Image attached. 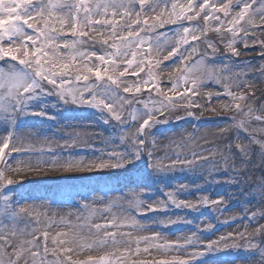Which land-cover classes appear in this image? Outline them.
<instances>
[{"label":"rangeland","instance_id":"374dc122","mask_svg":"<svg viewBox=\"0 0 264 264\" xmlns=\"http://www.w3.org/2000/svg\"><path fill=\"white\" fill-rule=\"evenodd\" d=\"M92 2L95 0H89L90 4H93ZM209 2L219 7L228 0H209ZM247 2L252 5L253 10L258 8L259 0L256 3H253V0H247ZM193 3L195 7L187 13L193 16L191 21L186 18L176 19L172 14L173 4L177 5L176 12L179 13L180 5L187 7L188 0H146L143 9L140 8L138 0H135L130 9V16L121 15L124 9H120L114 17L111 15L92 17L94 21L115 20L117 36H126L129 30L134 33L139 32L146 40L141 47L146 49L149 44L152 46L150 59L153 63L151 67L154 76L159 81L161 91L159 94L154 91L150 94L146 89L140 94L123 93L124 87L129 85L134 87L137 83V78L132 75V72L137 69L135 67L129 69L126 76L120 78V95L133 102L131 106L125 105V112L131 111L132 108L143 110L141 101H147L151 106L153 100L162 99L164 96L177 97L172 101L175 107L170 108L164 115L157 116L161 120L166 119L167 122H162L164 125H155L146 134L144 149L147 166L144 168L135 170L133 160L123 167L99 170L94 167L69 170L60 166L53 167L51 163L41 164L39 170H36L38 162H51L54 157L59 160L60 164L70 159L83 160L85 163L109 162L108 154L113 150L117 152L134 150L133 135H130L132 131L135 133L139 126V122L130 123L125 125L122 131L121 126L115 120L105 123L108 116L99 109L90 105L62 102L51 85L46 84V87L53 94L33 101L31 106L50 113L55 117L54 119L25 114L18 118L15 126L0 123V138L7 129H13L17 135L23 133L27 135L31 130L33 135H42V139L38 137L33 142L27 139L25 142H20L19 137L15 140L14 146L21 149V153L13 152L7 158L8 169L4 171V175L12 179L14 183L7 185L0 193L11 198L16 215L15 218H5L0 215V236L4 237L0 239V251L4 254L6 261L16 260L14 250L22 248L24 251L17 264H34L32 252L40 253L35 257V264H59L60 261H65V254L59 252V248L64 247L73 249L71 253H68L73 261H80L81 256L87 254L103 252L113 260V264H131L133 260L138 261L139 259H145L147 264H153L151 261L153 258H157L158 261H172L173 257L191 259V264H261V260L264 259L261 256L264 241L260 238L263 234L256 233V229L263 225L264 215L260 213L264 212H255L254 208L255 202L264 203V189L259 190L253 180L249 184L228 181L224 177V172L219 173L217 159L227 157V162L233 160L237 168L244 169L242 175H246V178L255 179L254 176L247 174H258L264 181V147L255 142L264 141V131H261L264 129V122L254 118L249 119L243 113H237L231 109L226 110L223 107L231 102L230 98L223 94V85L226 83L231 91L237 94L254 93V95H249L248 100L239 101V103L242 104L245 112L250 106L254 110V115L264 116V74L261 72L264 67V44L261 43L264 41V19L260 14L251 16L249 20L255 27L250 24L246 26L242 23L243 20L240 21L237 27L247 30L248 47H245L241 39L244 32L238 31L235 47L240 54L233 56L227 47L229 39L233 38V34L228 29L233 16L241 11V5L236 0H232L229 15L225 17L223 12H217L219 20H214L209 15L210 9H205L196 18L195 13L200 11L199 4L203 3V0H193ZM137 13L140 14L141 21L148 20V25H142L141 28L136 27L134 22L137 19ZM58 15V19L50 21L52 24L50 31L55 33L51 45L59 46V48L54 51L50 46L44 50L50 56H64L69 52L63 47L64 43L77 40L76 49L84 53V58L73 61L70 78L72 87L84 88L83 80L75 81L76 69L83 71L85 63L89 66L99 64L96 57L91 56L93 52L97 55L104 54L106 59L108 54L115 52V49L110 47L112 28L100 25L90 28L84 25V14L81 11L77 21V37L68 40L67 33L73 32L72 16L69 15L67 9ZM205 15H209L207 23L213 29L214 34L220 33L224 39L222 40L223 52L221 54L215 52L214 56L211 55L212 50L209 52L212 63L207 64L206 62V66L209 67L207 72L199 73L201 67L193 69L190 75L199 77L203 83L197 89V95L191 96V99L188 97L180 99L178 97L185 87L183 81L174 92H170L169 89L172 88V83L178 75L177 70L183 67L181 58L176 56L170 60H164V56L176 44L181 45L179 53H182L184 57H189L193 47L201 49L200 46L209 35L208 31L205 32L207 36L203 33L202 25H204ZM156 16H159L161 20L171 22L160 24L154 21L153 18ZM61 19L63 25H61ZM31 22L37 23L35 20ZM153 23L155 27H151ZM127 25H132V28L129 29ZM24 27L27 34L35 36L32 29ZM184 27L193 30L196 35L200 36V40L192 41L191 35H188L189 44H184ZM217 27L220 28L219 32L215 30ZM172 32L174 35L165 47L156 46L159 44L157 43V39H160L158 36ZM82 33H87V35H82ZM106 39L109 40L108 45L103 43ZM95 41L99 42L98 48H94ZM8 43V39L5 38V46ZM16 43L19 44L20 40L17 39ZM28 46L32 48L30 42ZM135 50L133 46L131 51ZM131 51L127 56L113 57L116 59L117 67L112 70L111 66H108L110 75L118 77L119 73L124 71L125 61L132 58ZM19 55H22V52ZM192 55L184 61L185 64L199 59L198 52ZM216 55H221V59L216 58ZM89 56H91L90 60L87 59ZM141 58L143 54L137 51V59ZM157 60L161 61L159 67L155 63ZM0 66L6 67V62L0 61ZM101 67L105 66L101 65ZM225 67L228 71H222ZM209 72L222 77H230V79H223L217 83L208 78ZM139 75L141 80L149 78L147 66L145 71L140 72ZM236 80L242 82L240 88L234 86ZM94 81L95 77L90 75L88 83ZM243 84H249L251 87H243ZM209 93L213 94L211 100L208 99ZM216 93H221V95L217 97ZM88 95L86 91L85 96ZM218 114L222 116L217 119L206 118ZM232 117H235V120ZM241 119H248L245 125L247 130L236 127V123ZM205 126H208L207 129L211 131H205L207 129L202 131L201 128ZM213 131L215 132L212 133ZM122 135L125 136L123 142L120 140ZM42 149L43 153H41ZM48 149L53 151L49 152ZM149 152L153 153L154 161L159 160L164 165L176 159L177 153L180 154L181 159L185 157L193 159L191 154L199 153L209 157V161L203 163L202 167L194 166L191 170L188 166L177 165L175 169L167 172H155L149 166L147 156ZM110 163H117V161L112 160ZM245 163L253 166L251 170L247 171ZM16 169L20 170L16 171ZM89 169L91 171L88 172ZM90 174H92L91 177ZM257 179L259 177L255 180ZM181 186H186L183 191H179ZM250 189L251 191L248 192ZM168 192L177 193L178 202L189 201L198 204L202 197L207 196L210 200L222 197L224 204L215 207L199 205L189 210L186 207H177L172 204L167 198ZM246 192L252 196H246ZM110 194H114V198H110ZM165 204H167L166 210ZM36 205H41V208ZM150 205H154L159 210H150ZM259 206L264 209L263 205L259 204ZM252 213H257V216L254 220H249ZM221 218H227L228 222H223ZM134 222L144 227H131L130 225ZM97 224L108 225V227L97 230L95 228ZM105 231L117 233L118 243L109 242L104 247L94 246L92 249L82 247V245L103 238ZM45 233H47L46 240ZM58 233L61 235L58 236ZM154 233H159V239L152 240L149 244L143 241L139 244L141 250L149 247V252L141 251L139 255L128 254L135 252L138 238L150 237ZM229 233L233 238L217 243L216 249L206 248L210 242L220 241L221 237H227ZM238 233H245V238H240ZM193 234L199 238V243L197 242L198 244L194 247L190 245L183 249L168 248L165 250L150 246L166 243L185 244ZM59 240L67 242L60 245ZM225 244L228 245L227 249H225ZM249 245L259 247H249ZM45 247H47L46 253L44 252ZM54 248L57 249L56 252H53ZM193 252L202 254L192 257L190 254ZM122 253L124 254L121 255Z\"/></svg>","mask_w":264,"mask_h":264},{"label":"snow or ice","instance_id":"6c2138e0","mask_svg":"<svg viewBox=\"0 0 264 264\" xmlns=\"http://www.w3.org/2000/svg\"><path fill=\"white\" fill-rule=\"evenodd\" d=\"M135 0H95L93 4L89 3V0H0V61L6 62L5 66H0V123L12 124L15 126L16 121L21 115H39L44 116L49 119H54L50 113L41 110L32 108V102L40 99L41 97L52 95L53 93L48 90L47 85H51L55 90V94L59 99L64 103H74L79 105H90L96 109L101 110L102 113H106L108 119L105 120V123H108L109 120H115L121 126V130H124V126L130 123L139 122V126L136 129V132L133 134L132 144L134 150H126L124 152H117L113 150L108 154L109 162H92L85 163L81 161L68 160L64 164H60L59 160L55 157L51 162L49 161H40L36 165V170H39L41 164L51 163L53 167L60 166L66 169L72 168H96V169H105V168H118L123 167L126 164L141 158L143 154L142 149L145 146V134L148 130L152 129L154 125L161 122H167V120L158 119L157 116L164 115L170 108L175 107L172 103L177 97L171 95L164 96L162 99L153 100L151 106L147 101H141L143 103V110L139 108H132L131 111L125 112V105L131 106L132 101L127 100L125 97L120 95V78L125 77L129 69L135 67L137 71H133L132 75L137 78V83L133 87L132 85L126 86L123 88V93L130 94H140L145 89L151 94L153 91L157 94L160 93L159 81L153 74L152 63L150 59L152 53V46L149 44L148 48H142L141 45L146 43V40L140 35L139 32L128 31L126 36H117L116 33V21L110 19H100L93 20V16L107 17L109 15L116 16L118 10L124 9L122 13L123 16H130V9ZM236 2L242 5L241 11L233 16L232 21L230 22V27L228 31L233 34V39L229 40L227 47L230 50L233 56H239V50L235 47L236 44V35L238 31H243L244 35L241 39L247 45L248 34L246 29L238 28L240 21L245 20L246 16H255L257 14L261 15V18L264 19V0H259V8L253 10L252 5L247 2V0H236ZM257 0H253V3H256ZM139 6L141 9L144 8L146 0H138ZM195 7L193 0H188L187 7L180 5L179 13L176 12L177 5H172V14L175 15L176 19L186 18L191 21L193 16L187 15ZM200 11L196 12L195 15L199 16L201 12L205 9H210L209 15L214 20H219V17L216 15L217 12H223L225 17L229 15V12L232 8V0H228L227 3H223L216 6L215 3H210L209 0H203V3L199 4ZM68 10L69 15L72 16L73 24L72 31L75 34L78 31L77 21L79 13L83 12V24L88 27H93L94 25L100 26H111L112 32L110 39L112 41L110 47L115 49L114 53L108 54V58L104 54L97 55L95 52L91 53V56H95L96 59L100 62L99 64H92L89 66L88 63L83 64V71L79 68L75 72V81L79 82L83 80L85 82L84 88H74L72 87V68L73 61L78 58H84V53L76 49L78 43L77 40L71 42H65L63 47L68 49L69 52L64 56H50L47 51L44 49L46 47H53L54 51L58 50L59 46L51 45L52 40L55 37V33L50 31L52 24L50 23L53 19L59 18V13L64 10ZM75 10L74 12L72 10ZM111 9V12H109ZM34 14V15H33ZM209 15L204 16V20L207 22L209 20ZM154 21H158L160 24L171 21L161 20L159 16L153 18ZM37 21L36 24L31 21ZM42 21L43 23H39ZM61 25H63V20L61 19ZM246 23H249L250 26L255 27L251 24L250 20H246ZM137 28H141L142 25H148V20H140V14L137 13V19L134 22ZM32 29L35 33V36L29 35L25 32V27ZM155 23L151 27H155ZM129 29L132 28V25H127ZM217 32L220 31V28L215 29ZM207 31V28L203 30ZM184 37L183 43L189 44L188 35H191V40L198 42L200 36L196 35L193 30H190L188 27L183 28ZM82 35H87V33H82ZM8 39L9 43L5 46L4 40ZM43 38V39H42ZM19 39L20 43L17 44L16 40ZM29 42L32 45L30 49L28 44ZM39 42V45L37 46ZM105 45L109 44V40L106 39L103 41ZM264 44V41L261 42ZM135 46L136 50L131 51ZM179 45L173 48L172 51L168 52L164 56V60H170L173 57L179 56L181 58V64L183 67L178 69V75L175 81L172 83V88L169 89L170 92H174L179 86L180 82L183 81L185 87L183 92L179 95L178 98L183 99L188 97L191 99V96L197 95V89L202 85L203 81L199 77H193L190 73L194 68H198L202 65L209 54H201L200 58L197 61L190 62L185 64L184 61L188 60L192 53L198 51L197 48L193 47L189 53V57H184L182 53L178 52ZM207 48L212 50L211 55L214 56L216 52V46L214 42L209 41L207 43ZM131 51L132 58L125 61L126 67L124 71L119 73V76H113L109 74V67L111 66L112 70L117 67L116 59L113 57L116 56H127L128 52ZM137 51L143 54V58L137 59ZM22 52V55L19 53ZM91 56L87 57L88 60L91 59ZM55 60V62H54ZM62 60H67L68 62H60ZM156 66L159 67L161 61L157 60ZM104 65L105 67H101ZM147 66V75L148 79H140V72L145 71ZM222 71H228L225 67ZM262 74H264V67L261 69ZM94 76L95 81L93 83L89 82V76ZM208 78L215 80L217 83H220L223 79H230V77H222L217 75L214 72L208 73ZM234 86L240 88L242 82L239 80L234 81ZM224 95L230 98V103L225 104L223 107L231 109L237 113H243V115L249 119H256L258 121L264 122V116L254 115V110L249 106L247 111H244V108L239 101H246L249 99V95L240 93L237 94L231 91V88L228 84H224ZM243 87H251L249 84H243ZM88 92L89 95L86 97L85 92ZM191 94V95H189ZM217 97L221 93L215 94ZM213 94H208V99H212ZM151 99V95H150ZM191 106V105H189ZM198 106V105H197ZM215 111V109H212ZM130 118V119H129ZM235 120V117H232ZM248 123V119H241L236 123L237 128H245V125ZM245 130H247L245 128ZM264 131V129H261ZM15 139L14 133L9 132L7 136L0 138V164H3V168H0V181H4L0 187L5 188L7 185L14 183L10 178H7L4 175V171L8 169V160L7 158L11 156L13 152L21 153V149L16 148L14 145L10 149V143ZM120 140L123 142L125 136H121ZM260 143L264 147V141H255ZM75 143V141H73ZM238 147H240L238 145ZM10 149V151H6ZM243 151V149H241ZM49 152H52V149H48ZM43 153V149L41 150ZM193 159H184L180 158V154H176V159L170 161L169 164L164 165L159 160L154 161L152 159L153 153L149 152L147 154L149 158V166L155 172H167L176 168L177 165L181 167L188 166L191 170L194 166L202 167L203 163L209 161V157L202 156L199 153L191 154ZM227 157L224 158L225 163H227ZM115 160L117 163H110V161ZM20 169H16L19 171ZM186 186H181L179 191H183ZM167 198L171 201L172 204L177 207H186L189 210H192L199 205L203 206H219L224 204L222 197L210 200L209 197L204 196L198 202V204H193L189 201H177L175 192H168ZM137 203H139L137 201ZM165 210L167 209V204L164 205ZM149 209L152 211H158L154 205H150ZM0 215H3L5 218L12 217L15 218L16 211L12 207V200L6 194L0 193ZM264 215V213H260ZM257 216V213H252L249 217V220H254ZM134 228H143V225L139 223H133L130 225ZM108 225H95L97 230L101 228H106ZM209 227H211L209 225ZM264 232V225H261L256 229V233ZM58 236L61 234H57ZM195 235V234H193ZM240 238H245V233L237 234ZM45 240L47 239V233L44 234ZM117 233L115 232H104L103 238L82 245L83 248L92 249L95 247H104L109 242L112 244L118 243L116 240ZM233 238L232 234L229 233L227 237H221L220 241L210 242L206 248L207 249H216L217 243L223 242L226 239ZM0 239H4L3 236H0ZM159 239V233H154L152 236H144L137 239V247L135 252H129V255H139L141 251L147 253L149 252V247H145L141 250L139 244L143 241L145 244H149L152 240ZM67 241L59 240L60 245L65 244ZM192 239L189 238L185 244L179 243H166L163 245H150L157 249L168 248H177L183 249L192 244ZM31 243V242H29ZM235 247V245H233ZM249 247H259L258 245H249ZM228 248V245L225 244V249ZM24 249L14 250V255L16 260H5L4 254L0 251V264H17V261L20 259ZM57 249H53V252H56ZM72 248H59V252L65 254V261H60L59 264H113V260L110 259L108 255L100 256L99 258L88 257L86 261H73L71 253ZM126 252L128 250H125ZM44 252H47V247L44 248ZM122 253L121 255H123ZM202 253L193 252L190 255L196 257ZM40 255L38 252H32V256L35 264V257ZM261 256L264 258V250H261ZM191 259H180L179 257H173L172 261L160 260L154 261L153 264H191ZM131 264H147L146 261H136L133 260ZM261 264H264V259L261 260Z\"/></svg>","mask_w":264,"mask_h":264},{"label":"bare ground","instance_id":"6f19581e","mask_svg":"<svg viewBox=\"0 0 264 264\" xmlns=\"http://www.w3.org/2000/svg\"><path fill=\"white\" fill-rule=\"evenodd\" d=\"M92 3H94V2H92ZM259 3H258V8H259ZM240 7H242V5L240 6ZM195 17L197 18L198 16H196L195 15ZM250 18H252L251 16H246V18H245V20H243L242 21V23L244 24V25H246V26H248L249 25V23H246L245 21L246 20H249ZM197 24H198V22H197ZM203 24L204 25H202V27L205 29V28H207V31H208V38L202 43V45L200 46V47H202L201 49H199L197 52L199 53V58H200V55L201 54H209V52L211 51V49H209V48H207V43L209 42V41H211V42H214L215 43V46H216V53L217 54H221L222 52H223V49H222V40H224V39H222V36H221V34L220 33H218V34H214V31H213V29L208 25V23L207 22H205V20H203ZM96 27V26H95ZM179 32H180V29H179ZM204 33V35L205 36H207V33H205V32H203ZM164 35V36H163ZM162 36H158L160 39H157V43H159V44H156V46H159L160 48H163V47H165L169 42H170V40L172 39V37H173V32L172 33H168V34H163ZM236 38V37H235ZM233 38H230L229 40H232ZM100 45H98V44H94V48H98ZM221 55H216V58L217 57H220ZM221 59V57L219 58V60ZM195 60V59H194ZM206 62H207V64H211L212 63V61H211V58H210V56L208 55L207 57H206V59H205V63H203L202 65H200L199 67H201V69H200V72L199 73H202V72H207L208 71V68L209 67H207L206 66ZM229 68V67H228ZM198 71V70H197ZM196 72V71H195ZM196 73H198V72H196ZM206 125H209V124H206ZM207 127L208 126H205L204 128H201V130L203 131V130H205V129H207ZM205 131H207V132H210L211 130L210 129H207V130H205ZM215 131H213L212 133H214ZM133 131H132V133H131V135L130 136H132L133 135ZM21 139H20V142H25V140L27 139L28 141H31V142H33L36 138H41L42 139V135L41 134H35V135H33V133H32V130H31V132L30 133H27V135L25 134V133H23V134H20V135H18ZM130 138V137H129ZM128 141H129V139H128ZM217 162H218V171H219V173H221V172H224L225 174H224V177L225 178H227V180L228 181H233L234 183H236L237 181H238V183H245V184H249L252 180L253 181H255L256 182V185H257V188L259 189V190H263L264 189V181L262 180V178H260V175H258V174H247V175H251V176H254L255 177V179H256V177H259V179H257V180H255V179H250V178H246L245 176H243L242 174V171L244 170V169H242V168H237V166H235L234 164H233V160H231V161H228L227 163H225V160H224V158H222V157H220V158H218L217 159ZM245 167L247 168V171L250 169L251 170V168L253 167V166H251V164H246L245 163ZM213 180L214 181H216L214 178H213ZM257 190V189H256ZM251 191V189L250 190H248V192H250ZM248 192H246L245 193V195L246 196H252L251 194H249ZM257 192H258V194L260 195V196H262L261 194H260V192L257 190ZM126 193H128V192H126ZM125 193V194H126ZM111 195V194H110ZM109 196V195H108ZM110 198H114V194H112L111 196H110ZM257 201V200H256ZM259 204H261V205H263L264 206V203H262V202H255V208H254V211L255 212H264V209H263V207H260L259 206ZM37 207H39V208H41V205H36ZM113 208H115V206H113ZM109 209H111V208H109ZM119 210H121V209H119ZM227 218H231L230 216H226ZM227 218H221V220L223 221V222H228V219ZM26 223H30V222H26ZM262 224L264 225V220L262 221ZM193 236L194 235H192L190 238L192 239L193 238ZM198 236H194V238L192 239V246L194 247L195 245H197L198 243H199V241H198ZM263 241H264V238H263ZM198 242V243H197Z\"/></svg>","mask_w":264,"mask_h":264}]
</instances>
